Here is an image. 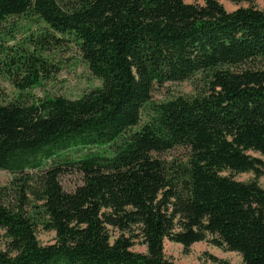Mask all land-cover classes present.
Masks as SVG:
<instances>
[{"label":"trees","instance_id":"16d2710c","mask_svg":"<svg viewBox=\"0 0 264 264\" xmlns=\"http://www.w3.org/2000/svg\"><path fill=\"white\" fill-rule=\"evenodd\" d=\"M233 1L249 5L0 0V40L11 19L45 26L32 51L10 57L25 74L0 103V169L13 175L0 188V264H173L165 239L208 240L239 252L238 264H264V188L223 174H264V10ZM64 37L100 85L25 98L50 71L41 49ZM187 80L194 94L153 99ZM175 148L187 150L180 162L161 157ZM71 172L83 181L66 190ZM39 224L54 243H40ZM133 226L146 252L124 234L112 241L110 227Z\"/></svg>","mask_w":264,"mask_h":264},{"label":"rangeland","instance_id":"374dc122","mask_svg":"<svg viewBox=\"0 0 264 264\" xmlns=\"http://www.w3.org/2000/svg\"><path fill=\"white\" fill-rule=\"evenodd\" d=\"M186 2L204 3V0H185ZM227 10L232 11L240 6H248L249 3H235L233 0H219ZM253 4L264 10V0H254ZM16 25V29L11 35H5L4 40H0V89L3 96L0 97V103H5L13 100L19 95L17 82H22V76L25 70H15L16 65H9L10 57L18 55L16 50L27 53L32 51L36 44V36L44 30V23H30L25 18L11 19L6 23L9 28L10 23ZM36 36L32 37L31 34ZM42 55L50 61V71L44 79L39 82V86L27 89L25 98L29 96L42 97L46 94L50 96L64 95L69 98L80 97L84 92L100 85V80L96 78L88 64L82 58V55L77 46L68 37L58 43L53 41L51 44H46L45 48L41 49ZM197 82V81H196ZM196 92L194 81L187 80L182 82H168L164 86L158 87L154 91V100L168 99L174 95L184 94L191 95ZM252 155L260 156L258 152L250 151ZM187 150L184 148H175L164 152L161 157L167 161L180 162L185 158ZM224 175H232L235 179L241 181L256 180L259 185L264 188V174L261 177H256L254 172L236 173L235 171L225 170ZM13 175L0 169V188L11 183ZM82 177L78 172L66 173L61 176V183L66 190H74L82 183ZM112 241L120 237L122 234L132 237L136 251L146 252L147 246L144 243V238L136 226L131 230L122 232L121 230L110 227ZM5 231L0 228V244L4 246L6 239ZM37 237L41 244L47 245L54 243L56 233L47 230L43 224H39L37 228ZM165 256L172 261L173 264H238L243 261L242 255L237 251H230L225 248L218 247L208 240L194 243L189 248H186L180 243L172 242L165 239L164 242ZM217 258L218 260H216Z\"/></svg>","mask_w":264,"mask_h":264}]
</instances>
